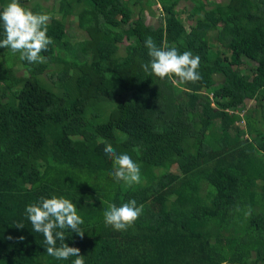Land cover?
<instances>
[{"label": "trees", "instance_id": "trees-1", "mask_svg": "<svg viewBox=\"0 0 264 264\" xmlns=\"http://www.w3.org/2000/svg\"><path fill=\"white\" fill-rule=\"evenodd\" d=\"M62 1L45 63L0 48V264H72L25 215L53 195L77 206L84 236L66 229L64 243L85 264H264V0L139 2L158 8L157 27L125 0ZM148 36L199 56L202 80L146 74ZM106 143L139 164L140 184L114 180ZM133 199L144 208L131 228L105 226V201Z\"/></svg>", "mask_w": 264, "mask_h": 264}, {"label": "clouds", "instance_id": "clouds-1", "mask_svg": "<svg viewBox=\"0 0 264 264\" xmlns=\"http://www.w3.org/2000/svg\"><path fill=\"white\" fill-rule=\"evenodd\" d=\"M50 20L49 14L34 13L21 5L19 0H10L0 9V28L3 30L0 48L9 49L14 55L19 53V59L26 61L28 65L45 63L46 57L42 53L48 51L49 46L54 43L47 34ZM144 47L149 57L148 62L142 65L146 74L173 82L178 78L180 83H195L202 80L198 71L200 57L194 56L192 52L180 53L175 47L158 46L151 36L146 37ZM103 152L112 160L111 175L117 183L123 182L126 187L141 183L140 166L130 155L118 153L111 143L105 144ZM105 203L107 204L103 213L105 226H110L115 231H127L131 228L142 215L144 208L143 205L137 206L134 199L119 207L108 201ZM250 212L249 206L245 215ZM25 215L32 229L43 235L49 256L57 260L75 257L72 264H85L80 250L64 243L66 229L81 238L85 233L80 228L83 219L78 214L76 204L62 196L53 195L50 198L42 196L37 203L26 206ZM16 227L24 228V225L21 223Z\"/></svg>", "mask_w": 264, "mask_h": 264}, {"label": "rangeland", "instance_id": "rangeland-1", "mask_svg": "<svg viewBox=\"0 0 264 264\" xmlns=\"http://www.w3.org/2000/svg\"><path fill=\"white\" fill-rule=\"evenodd\" d=\"M69 1H72V0H69ZM145 0H140V1H137V0H125V4L127 5V6H129L132 10H133V14H137V13H140V14H142V16H143V21L147 24V25H150V26H155V27H157L158 25H159V19H158V17L157 16H149L148 15V10L147 9H145V10H141V12H138L139 11V9H140V7H141V3H142V5H143V3H146V2H144ZM210 1H213V2H222V1H224V0H210ZM32 2L34 3V4H36V6L37 7H43V8H45L46 10H48L49 12H48V14L50 15V16H54V17H57V15L52 11V9H56V10H58V8H59V6L61 5V4H63V1L62 0H32ZM139 2H141V3H139ZM148 6H149V8H150V10H151V12L154 14V15H156L157 13H159V11H158V8H156L155 7V5H150L149 4V1H148V4H147ZM144 6V5H143ZM139 8V9H138ZM179 8L181 9V8H186V9H189L190 8V4L189 3H183L182 5H179ZM185 16H186V14L185 13H182L181 15H180V18H182L183 20L185 19ZM68 36H69V39H70V41L72 42V41H76V40H79V39H82V33L81 32H79L76 28H74V27H69L68 28ZM69 41V42H70ZM70 42V43H71ZM209 44H210V47L212 48L211 49V53L212 54H215V52H216V50H221V48L218 46V45H215L216 43L214 42V39H213V37L211 36L210 38H209ZM65 46L66 47H69V44L68 43H65ZM3 50H5V49H3ZM2 49H0V51H3ZM210 53V54H211ZM14 68H16L18 71L16 72V74L17 75H21L22 74V70L20 69V67L18 66V65H15L14 66ZM46 81H48V80H46ZM216 83L213 85V86H211V88H209L208 90H207V92H208V95L209 96H211V97H213V95L212 94H214V93H217L218 92V90H219V82L220 81H215ZM250 108V107H249Z\"/></svg>", "mask_w": 264, "mask_h": 264}, {"label": "crops", "instance_id": "crops-1", "mask_svg": "<svg viewBox=\"0 0 264 264\" xmlns=\"http://www.w3.org/2000/svg\"><path fill=\"white\" fill-rule=\"evenodd\" d=\"M184 13V12H183ZM186 14V13H185ZM155 16H158V13L155 15ZM252 103H251V101H246V106H245V109L244 110H241L242 111V113H245V112H247V110L248 109H251V107H252ZM250 107V108H249ZM241 111H239V112H241ZM249 112V111H248ZM242 113H240V114H242Z\"/></svg>", "mask_w": 264, "mask_h": 264}, {"label": "built area", "instance_id": "built-area-1", "mask_svg": "<svg viewBox=\"0 0 264 264\" xmlns=\"http://www.w3.org/2000/svg\"><path fill=\"white\" fill-rule=\"evenodd\" d=\"M239 116H241V114L239 113Z\"/></svg>", "mask_w": 264, "mask_h": 264}]
</instances>
